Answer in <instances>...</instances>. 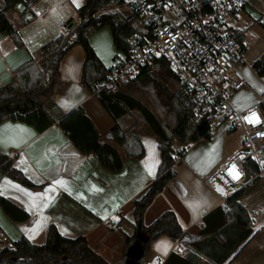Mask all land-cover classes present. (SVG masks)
<instances>
[{
	"label": "crops",
	"instance_id": "obj_1",
	"mask_svg": "<svg viewBox=\"0 0 264 264\" xmlns=\"http://www.w3.org/2000/svg\"><path fill=\"white\" fill-rule=\"evenodd\" d=\"M84 1L79 0L80 6ZM4 6V0H0V9ZM22 7L19 3L5 9V16L19 32L23 44L16 46L7 33L0 31V86L11 81L14 68L21 63L29 58L39 61L38 49L47 39L67 33L78 23L79 7L73 0H36L31 11L26 13L22 12ZM88 40L104 66L109 67L118 51L110 27L105 25L91 32ZM83 58L82 47L74 45L61 59L59 76L65 86L54 94L55 106L51 112L57 117L83 106L98 133L103 135L115 122L96 97L81 84ZM257 78L264 85L262 79L259 76ZM245 89L251 90L254 95L252 86ZM227 138V134L220 132L211 140L199 139L187 145L175 165L174 176L144 211L143 222L149 224L164 210H172L186 234L193 237L186 242L159 236L150 245L146 255L147 264H218L215 259L220 256L213 253L214 248H210L215 247L217 250L216 242L213 238L196 237V234L205 225L204 216L216 207H223L228 195L211 188L206 182L211 171L240 150L239 142L233 150H227ZM141 140L144 155L125 158L122 169L111 173L97 162L93 153L79 151L56 121L43 131H38L33 125L21 120H2L0 152L12 157L13 165L40 186L26 187L0 174V191L4 192L2 196L29 214L27 220L15 222L0 206V246L21 236L34 244H42L46 240L48 226L53 224L64 237L85 236L92 250L109 264L120 261L126 249L125 238L133 232L132 200L149 186L155 176L147 175L146 164L158 161L154 168L156 174L160 163L156 137L144 131ZM152 142L156 147L154 155L150 156ZM115 147L123 155L121 148ZM181 147L178 142L173 145L175 150ZM56 180L65 181L66 186L53 184ZM7 181H11V185H7ZM12 185H19V189ZM50 188L54 189L47 193L51 199L48 207L42 210L32 207V198L22 191L45 193ZM36 200L37 204L42 203V198ZM238 201L248 211L252 228L257 233L234 257H229L221 264H264V180L252 181ZM41 217L45 219L42 220L38 235L29 239L30 234L24 229L33 227ZM113 220L116 222L113 223ZM161 241L171 245L166 254L157 250L156 246Z\"/></svg>",
	"mask_w": 264,
	"mask_h": 264
},
{
	"label": "trees",
	"instance_id": "obj_2",
	"mask_svg": "<svg viewBox=\"0 0 264 264\" xmlns=\"http://www.w3.org/2000/svg\"><path fill=\"white\" fill-rule=\"evenodd\" d=\"M36 0H4L5 6L0 9V31L7 33L16 46L23 44L19 32L5 16V9L21 3L22 12L31 11ZM122 0H85L77 9L78 23L67 33H59L47 39L38 49V57L29 58L14 68L10 82L0 86V122L4 119H17L33 125L43 131L53 122L61 127L79 151L93 153L97 162L111 173L122 169L125 158H139L144 155L141 133L147 131L156 137L160 148V163L149 186L132 200L133 232L125 238V252L116 264H147L146 255L153 240L165 235L176 240L192 239L178 223L174 212L164 210L149 224H144L143 214L154 197L160 193L175 174V165L180 161L176 154L182 156L185 147L201 138L211 139L212 133L206 119L196 120L192 114L191 104L179 86L178 80L163 59L154 62L153 67L141 71L132 80L144 91H155L160 103L165 107V114L160 120L155 113L141 100L123 89L112 92L96 91V84L106 77L109 67L101 62L88 36L91 32L108 25L111 29L113 43L118 51L128 50L127 36L136 30L134 14L125 15L112 6H122ZM246 29L239 31L240 42L245 38ZM80 45L84 51L80 82L92 93L105 111L113 118L115 125L100 135L86 115L83 106H78L67 113L54 116L51 109L55 106L54 94L64 88L60 81L59 64L68 50ZM246 51V46L243 48ZM115 59V56L112 60ZM253 71L264 77V52L252 62ZM173 77L176 85L170 88ZM170 77V78H171ZM172 81V78H171ZM157 98V103L159 102ZM130 112H136L137 118L128 127L121 120ZM264 112V105H263ZM146 123L148 128L140 126ZM113 142L114 144H111ZM182 145L175 150L173 145ZM115 146H119L123 155ZM249 175L257 172V165L250 159L245 161ZM0 174L5 175L26 187H38L13 165V158L0 152ZM248 181L245 186L235 190L224 199L223 207H216L207 213L201 232L196 237H206L217 244L213 253L220 256L216 263L221 264L229 257H234L246 243L256 235L252 228V220L248 211L240 204L238 198L244 190L256 180ZM0 206L8 217L21 222L28 219V212L0 195ZM214 226V227H211ZM140 235L138 239L137 235ZM135 243L140 245V254L135 260L127 263L126 252ZM218 251V252H217ZM0 264H109L88 245L83 235L75 238L62 236L55 225L47 229L46 240L42 244H34L21 236L8 244L0 246Z\"/></svg>",
	"mask_w": 264,
	"mask_h": 264
},
{
	"label": "built area",
	"instance_id": "obj_3",
	"mask_svg": "<svg viewBox=\"0 0 264 264\" xmlns=\"http://www.w3.org/2000/svg\"><path fill=\"white\" fill-rule=\"evenodd\" d=\"M252 1L122 0L134 14L136 30L126 38L127 52L118 51L121 54L115 55L106 77L95 87L96 91H115L121 83L132 81L163 59L191 104L194 118L208 121L212 137L216 127H221L223 135L238 132L240 150L206 177L211 188H220L228 195L254 178L264 180V136L258 135L264 133V91L253 90L256 103L250 108L239 109L232 102L234 93L250 88L242 49L246 32L240 42L238 33L243 28L233 22L243 6ZM257 20L264 25V9ZM250 111L257 114L260 123L249 124L243 119ZM179 157L176 154V159ZM247 159L257 165L255 174L247 173ZM232 164L241 173L239 180L228 174Z\"/></svg>",
	"mask_w": 264,
	"mask_h": 264
},
{
	"label": "rangeland",
	"instance_id": "obj_4",
	"mask_svg": "<svg viewBox=\"0 0 264 264\" xmlns=\"http://www.w3.org/2000/svg\"><path fill=\"white\" fill-rule=\"evenodd\" d=\"M112 9H118L122 11L125 15H130V11L125 7L116 6ZM264 9V0H253L252 3L246 4L239 11L237 20L233 23L235 26L246 29V51L244 54V74L245 70L250 74V77L245 74V77L248 81V84L252 86L256 91L264 88V85L259 82L257 74L253 73L251 67L252 62L262 55L264 52V25L260 24L257 18L259 17V11ZM137 18H135L136 20ZM116 54H121L120 52H115ZM167 78L170 79V88L173 89L176 85L173 77L170 74H166ZM172 81H171V78ZM264 83V77H260ZM127 93L133 95L134 97L141 100L145 105H147L155 115L162 120L163 115L165 114V107L162 106L155 91H144L139 85L134 84L132 81H125L121 83V88ZM157 98L159 102L157 103ZM232 102L235 107L239 109H247L252 107L255 103V97L251 90L249 89H240L232 95ZM137 118H140L139 114L136 112H130L123 117L121 123L124 127H128L132 124ZM140 128L146 130L148 125L143 123ZM221 127H216L213 129V136L219 135ZM238 141V132H231L228 134L226 148L227 150H233Z\"/></svg>",
	"mask_w": 264,
	"mask_h": 264
},
{
	"label": "snow or ice",
	"instance_id": "obj_5",
	"mask_svg": "<svg viewBox=\"0 0 264 264\" xmlns=\"http://www.w3.org/2000/svg\"><path fill=\"white\" fill-rule=\"evenodd\" d=\"M73 3L79 7V0H73ZM160 53H157V55H159ZM245 74L248 75L250 77V74L247 72V70H245ZM261 91H264V88L260 89ZM243 119L248 122L249 124H258L260 123V119L257 116V114L254 111H250L249 115H246L243 117ZM24 131V130H22ZM258 135H262L264 136V133H258ZM148 143V142H146ZM18 146V145H17ZM155 144L154 142L151 143V152H150V156L154 155V149H155ZM155 163H158V161L155 162H150L148 164H146V172L147 175H155L154 172V168H155ZM228 174L232 177L233 180H239L241 173L240 171L237 169V166L235 164H232L229 169H228ZM7 185H11V181H7L6 182ZM53 184L55 185H61V186H66V182L62 181V180H56L53 182ZM12 187H15L17 189H19V185H12ZM54 189H46L45 193H29L27 192V190H22L24 191L30 198H32V207H36L40 210H42L43 208H47L48 207V201L51 199L50 197L47 196V193L49 191H53ZM218 191H222L220 188H217ZM4 192L0 191V195H3ZM36 198H42V203L41 204H37V200ZM77 198H81V197H77ZM45 219L44 217H41V220H37L34 224L33 227L31 228H27L24 229V231L26 233H29V239H33L36 235H38L39 230L42 226V220ZM113 219H118V217H113ZM64 232H66V230H64ZM157 250L163 252L164 254L167 253L168 249L171 247V245L166 242V241H161L157 246Z\"/></svg>",
	"mask_w": 264,
	"mask_h": 264
},
{
	"label": "water",
	"instance_id": "obj_6",
	"mask_svg": "<svg viewBox=\"0 0 264 264\" xmlns=\"http://www.w3.org/2000/svg\"><path fill=\"white\" fill-rule=\"evenodd\" d=\"M248 179V175H246V180ZM138 239H140V235H137ZM140 254V245L139 243H135L132 246H130L126 252V255L128 257V262H130L131 260H135L136 258H138Z\"/></svg>",
	"mask_w": 264,
	"mask_h": 264
}]
</instances>
